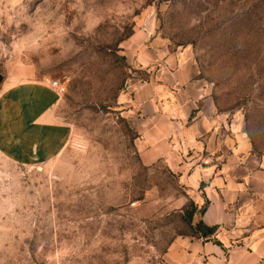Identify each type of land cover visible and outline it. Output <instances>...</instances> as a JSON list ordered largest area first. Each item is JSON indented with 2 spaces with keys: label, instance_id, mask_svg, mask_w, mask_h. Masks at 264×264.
I'll use <instances>...</instances> for the list:
<instances>
[{
  "label": "rangeland",
  "instance_id": "374dc122",
  "mask_svg": "<svg viewBox=\"0 0 264 264\" xmlns=\"http://www.w3.org/2000/svg\"><path fill=\"white\" fill-rule=\"evenodd\" d=\"M151 45L192 59L225 151L264 157V0H0V93L57 80L54 116L69 126L49 161L0 153V264H169L189 236L199 191L184 173L229 154L187 152L182 173L143 163L120 100L155 80L137 60Z\"/></svg>",
  "mask_w": 264,
  "mask_h": 264
},
{
  "label": "crops",
  "instance_id": "0c3cea01",
  "mask_svg": "<svg viewBox=\"0 0 264 264\" xmlns=\"http://www.w3.org/2000/svg\"><path fill=\"white\" fill-rule=\"evenodd\" d=\"M137 60L143 65L156 64L155 80L131 83L120 103L124 104L121 112L137 130L143 163L161 158L169 169L182 173L188 165L187 152L218 149L229 154L220 161L193 163L185 171L199 191L195 202L208 200L197 220L216 230L209 237L173 240L165 253L168 263L259 264L264 260V157L243 156L240 149L232 154L231 147L225 151L220 138L227 131L226 120L216 113L188 55L160 52L151 45L141 50ZM58 100L50 81L28 79L4 87L0 93V153L20 164L46 162L59 155L69 126L54 116Z\"/></svg>",
  "mask_w": 264,
  "mask_h": 264
},
{
  "label": "trees",
  "instance_id": "16d2710c",
  "mask_svg": "<svg viewBox=\"0 0 264 264\" xmlns=\"http://www.w3.org/2000/svg\"><path fill=\"white\" fill-rule=\"evenodd\" d=\"M203 187V184L200 183L199 189L201 190ZM208 200L206 198H203V203L197 207L196 203L191 204L190 211L186 212V222L188 224L190 233L189 236H197V237H209L214 234L216 230V226H207L202 221L197 220V212L199 216L202 214V212L205 210L207 206ZM215 243L220 244L218 241L213 240Z\"/></svg>",
  "mask_w": 264,
  "mask_h": 264
},
{
  "label": "built area",
  "instance_id": "2783aa9c",
  "mask_svg": "<svg viewBox=\"0 0 264 264\" xmlns=\"http://www.w3.org/2000/svg\"><path fill=\"white\" fill-rule=\"evenodd\" d=\"M50 85H51L53 88L57 89V88H58V81H57V80H51V81H50Z\"/></svg>",
  "mask_w": 264,
  "mask_h": 264
}]
</instances>
